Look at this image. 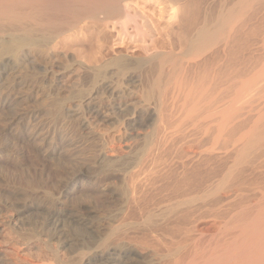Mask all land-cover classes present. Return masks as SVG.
<instances>
[{"label": "bare ground", "instance_id": "1", "mask_svg": "<svg viewBox=\"0 0 264 264\" xmlns=\"http://www.w3.org/2000/svg\"><path fill=\"white\" fill-rule=\"evenodd\" d=\"M129 1L131 0H0V94L7 95L22 84L20 78L22 71L30 75H32L31 72L39 74L44 85L43 89L46 88L47 94L49 92L56 100L53 104L56 115L64 120L73 118L78 124L82 139H88L92 133L98 134L103 130L101 127L106 129L104 133L98 134L100 151L97 152L98 154L94 153L95 159L91 156L95 160L94 176L102 177L104 182L111 178V180L114 178L119 181V184L111 181L113 185H116L107 191L110 192L106 195L109 196V201L104 198L112 203L109 206L112 208L106 212L112 221L114 220V223H108L110 228L105 233L107 226L103 229L100 226L101 222L96 225L86 217L85 214L92 213L93 210H90L91 205L88 206L90 208L83 206L86 203L84 200L83 207L79 205L80 207L75 210L68 208V204L62 201V196H58V192L62 189L59 190V183L62 180L66 184L69 182L65 179L61 180L62 176L59 175L61 176L59 177L58 172L48 173L45 168L40 169L39 173L31 174L33 180L30 178L28 180L24 176H22L24 181L17 179L23 181L22 185L26 184L28 188L33 186V191L37 192L36 195L41 189L42 198L45 200L35 204L33 199V205L29 201H24V204L21 201L19 213L26 215V212L31 213L32 210V213H42L40 232L34 230L33 233L37 232V234L33 235V239L35 238V241L51 250L53 260L57 264H264V63L263 65L259 63L262 68L258 69L256 74L254 72L253 76L247 80L243 79H246L244 76L249 67L247 68L244 63L241 64L244 57L243 51H247L245 53L249 54L250 58L257 55L255 53L264 54V36H259L261 33L256 31L255 33L259 34H256L259 36L257 37L251 30L255 22L264 24V0H230L232 5H228L229 8L224 9L225 11L222 10L215 22L211 20L214 22L212 24H209L206 18L211 6L214 5V0H167L173 18L176 17L178 20V23L175 21L177 27L187 39L186 48L181 55L173 51L157 52L155 55L157 61L154 64L155 76L149 79L146 85H143L138 78L134 80V72L131 74L123 71L130 66L134 68V65L138 68L141 64H128L125 60L113 61L119 67V74L125 78L126 82L136 84L134 88L140 87V92L134 93L127 86H122L125 82L113 87L111 81H106L107 75L111 73L98 72L100 75L98 76L96 71L92 73V80L89 79L91 83L88 82L91 84L88 88L92 87L91 89L85 88L87 90L83 94L77 91L79 96H76L77 99H73L74 101L72 98L76 97L64 96L63 94L68 90L82 86L80 85L81 67L73 68L72 72L68 70L70 74L65 75L68 61L55 58L53 44L71 30L70 26L74 25L75 20L82 17L102 23L120 20L124 22V25L127 24L129 14L124 6ZM225 4L226 2L224 6ZM222 5L223 3L220 6ZM209 12L211 13V10ZM243 13L248 17H244ZM244 18L246 19L243 20ZM199 19H203V22ZM63 22L70 30L67 27L64 28ZM224 30L227 31V35L222 34ZM244 37L246 38L243 39ZM249 56L245 59H249ZM227 57L230 58L229 61L234 62L232 66L228 64L229 62L227 63ZM165 65L170 66L169 72L163 70ZM231 80L236 82L227 85ZM170 85L177 88L182 95L179 111L185 110V119H190L188 127L182 124L188 129L185 127L179 129L181 126L179 124L177 128L179 131L174 130L175 133L172 131L171 134H167L160 128L162 129L160 132L158 130L133 136L130 131L140 125L142 122L140 118L144 120L145 117H152L162 122L163 103L171 100V106H174L179 96L169 94ZM80 90L83 89L80 88ZM16 92L19 91L16 90ZM138 92L141 99L134 102ZM106 94L110 102L107 107L101 108L96 102L103 100L102 96ZM155 94L158 105L151 109L146 104ZM168 95L169 100H167ZM66 99L72 101L67 103ZM13 100L7 106L15 109V113L11 112L12 115H9V125L12 123H16L17 127L21 123L25 125L24 122L28 117L25 113L27 110L19 109L21 105L18 106L23 99L14 98ZM65 100L66 106L65 103L63 104ZM132 108L138 109L134 111V113L138 111L137 116L128 121L123 129L107 132L106 125L111 126L118 122L121 113ZM107 115L113 118L109 120ZM91 117L95 119L98 117L100 125H97V119L94 120ZM3 123L6 124V122ZM30 125L26 124V127ZM40 125H33L32 130L27 132L29 141L33 140V158L36 163L34 164L38 166L39 163L40 165L44 163L40 159L41 154L44 153L46 161H52L54 166L56 164L59 167L63 161L64 152L75 149L77 145L74 140L66 141L64 138L65 141L58 143L56 147L51 148L53 144L50 143L51 147L48 146V148L51 149L41 153L45 141L43 128ZM95 130L99 131L95 132ZM23 136L26 140V136ZM139 137L142 138L144 145L137 150L134 142ZM59 150L63 152L59 153ZM81 162H77L78 166L75 168L62 166L63 173L70 176L68 181L74 183L77 177L87 173H82L84 162L83 160ZM12 173L15 174V172ZM52 174V177H59V182L54 180L53 184L49 182L45 188L41 187L43 179L50 178ZM72 186H67L66 190H70ZM98 197L96 198L99 200L100 197ZM251 200L253 201L250 202ZM94 201L92 199L89 203L96 206L98 202ZM78 203V201L77 204L75 203L76 206ZM100 205L97 206L100 207ZM12 219L11 217L7 220V223L0 220L6 226H10L11 230H9L16 235L18 231L16 226L19 221L14 224ZM205 224L210 225L213 230L220 231L216 230V233L212 231L210 233L208 229L202 231V226ZM20 225L18 228H22L25 224ZM66 225L81 230L84 236L85 234L93 236L91 238H95L97 244L92 243L94 246L89 244L90 247L78 246V253L75 254L77 257L74 256L76 259L72 262L65 261V255H62L63 252L60 249L61 246L68 245L62 238L66 233L64 232ZM219 225L222 227H218ZM7 233L3 234L6 236ZM3 234L0 230V246L8 243L3 240ZM21 235L23 237L24 234L21 233ZM40 237H44L43 241ZM52 237L57 239L56 244L53 242L54 246H58L56 248L52 246ZM43 242L48 243L46 245ZM161 248L162 250L165 248L166 253ZM0 252H4L2 253L4 255L10 251L0 247ZM20 261L19 258V263ZM15 263L17 264V261Z\"/></svg>", "mask_w": 264, "mask_h": 264}, {"label": "rangeland", "instance_id": "2", "mask_svg": "<svg viewBox=\"0 0 264 264\" xmlns=\"http://www.w3.org/2000/svg\"><path fill=\"white\" fill-rule=\"evenodd\" d=\"M223 1L226 2L225 6H224L225 2H223ZM213 2H214V5H212L213 8H212V6L210 8L211 13L209 12L210 11L209 10L207 13V18H206L207 21L209 20L208 21L209 24H212L217 20L216 18L222 12V10L225 11L226 9L229 8V6L232 5L231 4L232 1H230V0H229V4H227L228 0H222V1L214 0ZM217 2H218V4H217ZM219 2H221V3H219ZM167 3H168L167 0H131V1L127 2V4H125L124 7H125V10H127V13L129 14V21L125 25L123 24L124 22L120 21V20H118V21L117 20H110V21L102 23V22H96L93 20H88V18L82 17L79 20L74 21V25L70 26L71 27V30H70L69 27L65 26L64 22H63L64 28L67 27L70 31L66 32L64 35H62L53 44V46H52V49L54 51L53 54H54L55 58H57L59 60L64 59V60L68 61L67 67H65L66 68L65 69V71H66L65 75H67V74L69 75L70 72H72L75 68L81 67L80 78L82 79L81 80L82 82L80 83V85H82V86L79 85L80 87L70 89V90H68V92L65 93L66 95L65 94H63V95L66 97L72 98V96L73 97L79 96L78 92H81L80 94L85 93V91L87 90V89L85 90V88H88V86L91 85L89 83H91V80H92V77H91L92 73L93 72L96 73V71H97L98 76H100L98 72H102V74L103 73H111V74L107 75L108 78L106 79V81H111L113 84V87H114V85L117 86L118 84L122 85V83L125 82L122 86H124V87L127 86L128 88H130L131 92H134V93H136L137 91L140 92V87L134 88V86H136V84L133 85L132 83L126 82L125 78L119 74V70H118L119 67L117 65H115L116 63L114 64L113 61L125 60L128 64H133V63L134 64L135 63L141 64V65L137 64L138 68H136L137 66L134 65V68L130 66L129 68L127 67L129 70L125 69L123 71L124 72H130L131 74H132V72H134V74H133L135 77L134 80H136L138 78V80L143 85H146L148 80L155 76L154 64L157 61L155 59V55L157 52H169V51L171 52V51H173L175 54H180V55L183 53V51L186 48V44H187L186 40L187 39L182 34V31L179 30V28L177 27V23H178L177 21L178 20L176 17L173 18V13H171L172 11L170 10V5H169V3L168 4ZM222 3H223V5L221 7L220 5ZM219 10H220V12H218ZM248 11L250 12V10H248ZM249 12H247V13H249ZM209 13H210V15H209ZM244 13H246V12H244ZM246 16L248 17V15L244 14V17H246ZM208 17H209V19H208ZM213 18H214V20H213ZM245 19L246 18H244L243 20H245ZM199 20H200V22H203V19L202 20L199 19ZM199 20H198V22H199ZM211 20L214 22H212ZM208 22H206L207 25H209ZM263 23H264V21H263ZM255 28H256V30H255ZM259 29H261V30H259ZM251 30L253 31V32L252 31L251 32L254 33L255 36H257L256 34H258V33L259 34L261 33L260 35L258 34L259 36H262V37L264 36V35H262V34H264V24H260V23L255 22V25ZM256 31L258 33H255ZM224 33H226L225 35H227V31L225 32V30H224L222 32V34H224ZM259 36H257V37H259ZM245 38L246 37H244L243 39H245ZM243 43H244V40H243ZM241 45H243V44L241 43ZM245 52L247 53V51L242 52L244 57L242 58L243 62H241V64L244 63V65L246 64L247 68L248 67L249 68L247 69V73L244 76V78H246V79L241 78L243 80H247V78H251L253 76L254 72L256 74V71H258V69L262 68V67H260L261 64L264 63V54L259 55L260 53L259 54L255 53L258 55V56L257 55L254 56L256 58L255 59L252 56H251L252 58H250L249 54H246ZM245 55L249 56L250 61H249V59H245L248 57ZM229 59L230 58H228L226 61H227V63L229 62L228 63L229 65H231L233 61L232 60L229 61ZM251 60H253V61H251ZM254 60H256L257 62ZM253 62L256 63V65ZM259 63H261V64H259ZM231 66H229V67H231ZM250 68L252 69L251 71H250ZM68 70L70 72H68ZM163 70L165 72H169L170 66L165 65ZM22 72H21V77H20L22 84L19 87H16L14 90H12V92H10L11 94L10 93L7 95H5V93L0 94V101H1L0 102V107H1L0 108V133L4 131L3 133L0 134V136H1L0 137V141H1L0 142V144H1L0 145V219L3 220V222L5 221V223H7L8 222L7 220H10L12 217L14 224H16L17 221H19V222H17L18 224L16 227H17L18 231H20V229H21L22 231H20V232L24 235L22 237V235L20 233L19 234V235H21V237H20L18 235V233H19L18 231H17V234L15 235L13 232L10 231L11 228H9L10 226H8V225H7L8 229L6 230V228H7L6 224L1 222V220H0V222H1L0 223V230L2 231V234L8 232L6 234V236L3 234L4 235L3 240H6V242H8V243H5V246H0V247H1V249L7 248V250L10 251L8 254L5 253L4 255L2 254L4 252H0V264H8V263L9 264H16L15 263L16 261H17V264H55L56 262L53 260L54 257L51 253V250L49 251L48 248L47 247L45 248L42 243L35 241V238L33 239V235L37 234V232H40V224L42 223V218H43L42 213H39V212L38 213L37 212L32 213L33 210L31 211V213H30V211L26 212V215H25V213H21V214L19 213V212H21V206H22L21 201L23 204H24V201L25 202L29 201V203H31L32 205H33V199H35L34 200L35 204H36V202L38 204L42 203V201L45 202L44 198H42L43 195H42L41 189H40V191H38V195H36L37 192L35 191L36 192L35 193L33 191V186H30L32 188L29 187L30 188L29 189L25 183H24L25 185H22L23 181H24V178L22 176L27 177L28 180H30V179L33 180V176H31V174L33 175L34 173H39L40 172L39 170L40 169L42 170V168H45V170L47 169L46 171H48V173L58 172V176L61 175L63 177L62 178L61 176H59V177H61L60 178L61 180L65 179V180H67V182H69V183H67L68 185L64 182V180H62V182H60L61 184L59 183V185H60L59 190L61 188L62 189H61V191L58 192L59 193L58 196H60V197L62 196L61 197V199H63L62 201L64 203H66V205L68 204L67 205L68 208L73 209V210L78 209L77 207H80L79 205H81V207L84 206L86 208H90L88 206L91 205L90 210H93L92 213H88L85 215L88 218V220H90L94 224L96 223V225H98V223L101 222L102 224H100V226L102 228L107 226L108 228L106 227V230H104V233L107 232V230L110 228L108 223L109 224L114 223V220L112 221L111 217H109V214H107L108 212H106V210L108 211V209L112 208V206L109 207L110 205H112V203L108 202L109 196H106V195L109 194L110 192L108 193L107 191L113 189V187L116 185V184L115 185H113V184L114 183L119 184V181L115 180L114 178H113V180H111L112 179L111 178V179H108L106 182H104L102 180L103 179L102 177L94 176L95 175V170L93 171V168L95 169V167H94L95 165L93 166L94 161H95L94 155L98 154L97 152H99L100 151L99 149H101L100 141H99L100 139H99L98 134L104 133L106 131V129L101 127V129H103V130H101V131L95 130V132L99 131L98 134L92 133L91 135L88 136L89 140L85 139V138L82 139L80 137L79 127H77L78 124H77V122H75L73 120V118H71L69 120L68 119L64 120L63 118H59L56 115V113H55L56 110H54L55 107L53 108V106H55L53 104L56 103L55 102L56 100H55V98H52L53 96L49 92H48V94H50V95L47 94L48 90L46 88L43 89L44 85L41 82V78L39 77L40 75L39 74H33V72H31L32 75H30V73L28 74L26 72H23V73ZM27 75L31 78V81ZM23 76L25 77L26 80L28 77V80L26 81ZM180 76H181V74H180ZM90 78H91V80H89ZM233 82L234 81L231 80L227 83V85H232ZM26 84L28 85V87ZM33 85H37V86H33ZM83 85H84V87H83ZM29 87H31V88H29ZM80 88H82L84 90V92H82L83 90L81 91ZM91 88L89 87L88 90ZM31 89H32V91H31ZM16 90L19 92H16ZM24 91L26 93L28 92L27 96H26V93ZM139 92L137 93L136 97L134 98V102H138V100L141 99V97L139 96L140 95ZM168 92H169V94L171 93V94L178 95L179 98L175 102L174 106H171L172 105L171 100H169L170 96L168 95L167 100H169V101H166L165 104L163 103V105L161 107L162 111H164V112H162V116L163 115L164 116L161 117L162 122H159L158 120H156L152 117H145L144 120H143V118H142V120L140 118V121H142L140 123V125H138L137 127H135V129L130 131V133L133 136H135L136 134H138V135L140 134V136H141V135H145L147 133H150L152 131H158V130H159L158 132H160L162 129H163L162 131L164 133L171 134L172 131H173L172 133H175L174 130H176V132H178L179 129H184L185 126L186 127L189 126L188 122H190V119H188V118H187L188 120L185 119V113H184L185 110H183L182 112L179 111V109H180L179 107L181 106V103H182L181 93L178 92L177 88L172 87L171 85L169 86ZM12 93L14 94L15 97L13 96ZM7 96H8V98H7ZM19 96L21 98H19ZM49 96L51 99H53V101L49 98ZM154 96H156V98H154ZM154 96H153V99L151 98L152 100L150 99L148 101V103L146 102L147 103L146 105H148L149 108H151V109L156 108V106L158 105L157 101H156V100H158L157 95L155 94ZM25 97H26L27 101H25L26 100ZM94 97H96V95ZM102 97H103V100L96 102V103L98 105H100L101 108L107 107L109 102H110V100L108 99V94H106L105 96H102ZM14 98L20 99V100L23 99L22 100L23 104L21 101L18 104V106L19 105L22 106V107L19 106V109L22 108L25 111L27 110L25 113L28 116L24 122L25 125L23 123H21L18 125V127H17L16 123L15 124L12 123L11 125H9V120H8L9 115H12L13 113H15L14 112L15 109H13V107H10V108L7 107L10 102L14 101L13 100ZM73 99L76 100L77 97L72 98V100ZM66 100L63 101V104L65 103L64 104L65 106L67 105V103L72 101V100L70 101L68 99L67 100L68 102H67ZM115 100H116V98H115ZM48 107H49V109H48ZM5 108L9 112H7V110H5ZM24 110H22V111L24 112ZM136 110H138V109L132 108V109H128L125 112L121 113V115H120L121 117L118 119V122L114 123L111 126L106 125L107 132H115L117 130L123 129L124 125L128 124V121H131L135 116H137L138 111L134 113V111H136ZM165 110H166V112H165ZM11 112H12V114H11ZM180 114L183 116L182 117L183 119L180 117L181 116ZM30 115H31V117H30ZM169 115H171V116H169ZM107 116H108V118L110 117V115H107ZM36 117H38V118H36ZM3 118H5L7 121ZM29 118H30V120H29ZM112 118H113V116H112ZM112 118H109V120ZM92 119H94V120L97 119L96 123H97V125H100L99 123H101V122L99 121L98 117L96 119L95 118H92ZM31 120H33V121H31ZM67 120H68V122H67ZM3 122H6V124ZM32 122H34V123H32ZM26 124H29V125L31 124L32 127H31V125L26 127ZM39 124H41L40 127L43 128V132H44L43 138L45 141V143H44L45 145H44V148L41 150V153H43L42 151H44L46 149H51L53 147H56L58 145V143H62L63 141H65V139H66V141L74 140L76 145H77V146L75 145L76 146L75 149H73L71 151L64 152V154H65L63 156L64 158L62 157L64 162L61 161L63 164L60 163V165H61V166H59L60 168L57 167L56 164L54 166V162L46 161L44 158V153L41 154V156H40V159L44 163H41V165L39 163L38 164L39 167L37 165H35L36 163H35V160L33 158V147H32L33 140L29 141V139L27 138V136H28L27 132L30 129L32 130L33 125L39 126ZM182 124L185 126H182ZM178 125L180 126V128ZM19 126H21L22 128ZM163 126H164V128H163ZM186 127H185V129H188ZM160 128H162V129L160 130ZM177 128H179L178 131H177ZM44 129H46V130L44 131ZM18 131H19V133H18ZM47 131H49V132H47ZM14 133H17V134H14ZM12 134H14L15 136L14 135L12 136ZM78 134H79V136H78ZM23 135L26 136L28 141H27V139L25 140V137ZM71 135L73 136L72 138H71ZM2 138H4V139H2ZM52 139H54V140H52ZM84 139H85V141H84ZM141 139L142 138L139 137V139L134 142L135 143L134 147L137 150L141 149L144 145L143 144L144 142ZM76 140H78V141H76ZM50 143H51V145L53 144L52 147H51V145H49ZM14 145H15V147H13ZM27 145H29V147ZM30 145H31V147H30ZM48 146H50L51 148H48ZM82 150H84V151H82ZM89 151H90V153H89ZM58 152L60 153L63 151L59 150ZM42 156H43V159H42ZM91 156H93L94 159ZM109 156H111V155H109ZM67 157H69L71 159H68ZM81 160H83L84 164H86V165L83 164L84 168L82 167L81 171L84 174L86 172L87 173L83 176L81 175L80 177H77L76 181L74 183L71 181H68V178H70V176L67 173L66 174L63 173L64 171L62 169V166L67 167V168L68 167L69 168H71V167L75 168L76 166H78L77 162H81ZM75 161H77V162H75ZM71 162H73V163L71 164ZM28 167L29 168L31 167V168L28 169ZM34 169H35V171H34ZM60 171H61V173H60ZM12 172H15V174ZM69 172H71V171H69ZM93 172H94V174H93ZM16 173H18V174H16ZM48 173L46 172V174H48ZM64 175H66V176L64 177ZM87 175H89V177ZM52 176H53V174L50 176V178L44 177L45 179H43V181H42L43 183H41L43 186H41V187L45 188V186L49 182H52L51 184H53L54 180L59 182V177H57V176L52 177ZM27 178H26V180H27ZM17 179H21V180L23 179V181L17 180ZM18 181H21V182H18ZM111 181L114 183H112ZM106 183H109V184L106 185ZM70 185H73L72 188L71 189L69 188L70 190H66ZM105 188H107V189H105ZM67 191H68V193H66ZM103 193H105V194L103 195ZM77 195L81 196L82 198H80V197L78 198ZM91 195H92V197H91ZM84 196H88V197L86 198ZM98 196L102 200H105L107 198L108 201H106V200L102 201L100 199H99L100 200L99 201L96 198ZM103 196H105V197H103ZM35 197L38 198L37 201H36ZM69 198L73 199L74 202L71 199L68 200ZM74 198H77V199L75 200ZM84 198H86V199H84ZM79 199L82 200V202ZM92 199H93V201L95 199L96 203L98 202L97 205L101 204L100 205L101 208L98 207L97 205L95 206V205L90 204L89 202L90 201L92 202ZM83 200H84V202H86L88 204L87 205H86V203L84 204ZM85 200H87V201L89 200V201L87 202ZM77 201L79 203L76 206ZM252 201L253 200H251L250 202H252ZM73 203H74V205H73ZM70 204L72 205L73 208L71 207ZM12 205H13V207H11ZM106 205L108 207H106ZM92 206H94L96 208H93ZM14 208H16V209L18 208V209L15 210ZM12 209H14V210H12ZM39 214H41V215H39ZM107 215H108V217H107ZM9 216H10V218H9ZM18 216H19V218H17ZM96 217H97V219H95ZM101 218H103V219H101ZM106 218H107V220L109 218L108 222H107ZM110 221H112V222H110ZM209 222H211V220H209ZM21 223H22V225L23 224H25V225H23L22 228H20V227L18 228V225L21 226L20 225ZM220 224L222 225V223H220ZM68 227H70V228H68ZM218 227H222V226L219 225ZM211 228H210V225L205 224L202 226V231H206L208 229V230H210V233H212V232L216 233V230L217 231L219 230V229H216V230L214 229L215 230V232H214V230ZM65 229H64V232L66 231V233H64L62 238H64V242H67L68 245L64 244L65 246H63V247L61 246L60 249L63 252V253L61 252L62 255L63 256L65 255L64 256L65 261L66 262L67 261L72 262L76 259V258H74V256L77 257L76 253H78V250H77L78 246L87 245L88 247H90V245H92V243L93 244L95 243V240H94L95 238H91L93 236H87L86 234L84 236V234H83V232H81V230H79V229L76 230V227L72 228L70 225H66ZM34 230L37 232L33 233ZM12 233H13V235H12ZM7 235L14 236L13 237L14 239L10 236H7ZM34 236H36V235H34ZM7 237L12 238V239H9ZM18 237H20V238H18ZM21 238H22V240H21ZM40 238H42L41 240L43 241L44 237H40ZM7 239H9V241H7ZM45 240L47 241V239H45ZM55 240H57V239L52 237V239H51L52 246L56 248L58 246H56V245L54 246V243L56 244ZM10 241H12V242L9 244ZM48 242H50V241L48 240ZM48 242H46V243H48ZM46 243H44V244H46ZM11 244L12 245L14 244V245L12 246ZM17 244H18V246H17ZM41 244L43 245V247ZM49 244H51V243H49ZM78 244H81V245H78ZM6 245H10V246H6ZM159 245L161 246V244H159ZM92 246H94V245H92ZM11 247H13V248H11ZM72 247H73V249H72ZM70 248L72 250H69ZM165 248L163 250L161 248V250L164 252ZM167 248H170V246L169 247L167 246ZM10 253H12L11 256H14L15 258L14 257L12 258L11 256H7V255H10ZM164 253H166V250ZM19 258L21 260L20 263H19ZM8 259H10V261ZM12 259H13V262H12ZM15 259H18V260H15ZM22 260L24 261V263Z\"/></svg>", "mask_w": 264, "mask_h": 264}]
</instances>
